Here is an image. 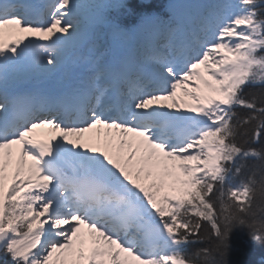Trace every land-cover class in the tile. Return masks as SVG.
Here are the masks:
<instances>
[{
  "label": "snow or ice",
  "instance_id": "obj_1",
  "mask_svg": "<svg viewBox=\"0 0 264 264\" xmlns=\"http://www.w3.org/2000/svg\"><path fill=\"white\" fill-rule=\"evenodd\" d=\"M200 2L187 25L141 19L138 65L81 55L86 77L34 91L84 35L129 30L94 0H0V260L224 264L238 226L264 243V0Z\"/></svg>",
  "mask_w": 264,
  "mask_h": 264
},
{
  "label": "trees",
  "instance_id": "obj_2",
  "mask_svg": "<svg viewBox=\"0 0 264 264\" xmlns=\"http://www.w3.org/2000/svg\"><path fill=\"white\" fill-rule=\"evenodd\" d=\"M157 0H151L145 3L144 0H94V7L92 11L99 9V5L105 4L106 12H102V15L107 16L110 19H124L127 24H134L137 18L144 13H152L157 10V7L163 2H156ZM259 86L251 88L248 91H258ZM242 111V110H241ZM257 149L264 148V141H259L252 144ZM244 176L235 177L230 180L232 185L239 184ZM260 214L258 213V217ZM206 247L205 244H192L186 246V251L189 253L195 252L199 248ZM218 259H221L218 257ZM224 264H264V243L254 241L249 235V230L246 227H235L228 236L227 239V251L226 255L222 257ZM0 264H12L11 259L7 261L0 260Z\"/></svg>",
  "mask_w": 264,
  "mask_h": 264
},
{
  "label": "rangeland",
  "instance_id": "obj_3",
  "mask_svg": "<svg viewBox=\"0 0 264 264\" xmlns=\"http://www.w3.org/2000/svg\"><path fill=\"white\" fill-rule=\"evenodd\" d=\"M190 4L191 5H195V12L196 13L198 11V8H201V6L198 4V1L197 0H179V1L175 2V4H173V6L171 8L172 9L175 8L176 10L185 11L186 10V7H187V9H188V6L190 7ZM81 31L83 33L84 32V29L82 28ZM134 32H133L134 34L140 35V33H138L137 30H135ZM93 34L94 33H88V34L84 35L81 38V43H80V45L78 47V52L76 50V52L72 53L69 56V59L67 61L68 63H66L68 67L73 66L75 64L76 60L78 59V58L77 59H74L76 55H77L76 57H78V54L77 53H80V51H83V50H86V49H94L95 48L96 44H95L94 47L92 46V44H90L91 41L93 40V37H94ZM106 50H107V47H105V46L102 47V48H100V52L106 51ZM106 52L109 55L111 54V51L109 49ZM177 95H178V99L186 100L189 103L191 102L189 97H186V96L183 95V91L182 90L178 91V94ZM182 107H183V105H182ZM47 133H50V135H52V136L55 135V133H52L51 130H47ZM38 135H39V133H37V132L33 133V137L35 139H37ZM84 135L87 138L88 136L95 135V132H93V133H85ZM101 135H103V133H101ZM97 146L98 147H103V145H97ZM11 171H12V168H10L9 172L11 173ZM85 230L87 231L86 228H85ZM85 251L87 252V246L85 247Z\"/></svg>",
  "mask_w": 264,
  "mask_h": 264
},
{
  "label": "bare ground",
  "instance_id": "obj_4",
  "mask_svg": "<svg viewBox=\"0 0 264 264\" xmlns=\"http://www.w3.org/2000/svg\"><path fill=\"white\" fill-rule=\"evenodd\" d=\"M126 36H128V34H127V32H124L123 35L116 38V41H115L116 46H113V50L115 52L113 63L120 61L121 58H123V56L126 54V53H124L126 50L127 44H128V41L125 38ZM120 55H123V56L120 58Z\"/></svg>",
  "mask_w": 264,
  "mask_h": 264
}]
</instances>
